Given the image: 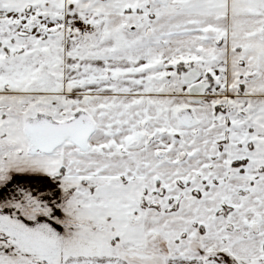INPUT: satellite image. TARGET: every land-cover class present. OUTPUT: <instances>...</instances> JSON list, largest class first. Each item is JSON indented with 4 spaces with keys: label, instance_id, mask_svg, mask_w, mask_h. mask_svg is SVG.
<instances>
[{
    "label": "snow or ice",
    "instance_id": "6c2138e0",
    "mask_svg": "<svg viewBox=\"0 0 264 264\" xmlns=\"http://www.w3.org/2000/svg\"><path fill=\"white\" fill-rule=\"evenodd\" d=\"M0 264H264V0H0Z\"/></svg>",
    "mask_w": 264,
    "mask_h": 264
}]
</instances>
